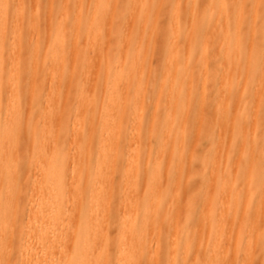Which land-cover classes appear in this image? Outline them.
Segmentation results:
<instances>
[{
    "label": "bare ground",
    "instance_id": "6f19581e",
    "mask_svg": "<svg viewBox=\"0 0 264 264\" xmlns=\"http://www.w3.org/2000/svg\"><path fill=\"white\" fill-rule=\"evenodd\" d=\"M69 1L0 0V264H264V0Z\"/></svg>",
    "mask_w": 264,
    "mask_h": 264
},
{
    "label": "rangeland",
    "instance_id": "374dc122",
    "mask_svg": "<svg viewBox=\"0 0 264 264\" xmlns=\"http://www.w3.org/2000/svg\"><path fill=\"white\" fill-rule=\"evenodd\" d=\"M86 2H88L89 0H85ZM70 6H75V2L74 0H70ZM57 18V15H54L52 16V19H56ZM45 26V25H43ZM260 35H263L264 34V28L263 27H260ZM261 37V36H260ZM213 51H211L210 53H212ZM213 54V53H212ZM218 56L221 57L222 54H219L218 53ZM157 84V79H154V78H150L148 79L147 81V85L149 88L151 89H154L155 85ZM47 91L46 89H44L42 91V95L43 97L40 99L39 97H35L33 100H32V103L30 105H28V107L26 108V110L28 109L29 111L31 110H35L38 108L39 105L43 104V101H44V98L47 94ZM80 89H79V86H76L73 90H72V93L76 95H78ZM132 92H129L127 95H128V98H130V96H132L131 94ZM211 96V95H210ZM166 99L167 97L166 96H163V99H162V102H166ZM106 104V101L104 98H101L98 100V103H97V107H96V118H95V121H94V126L97 127V135H96V139L92 145V148H95L97 149V147L99 146V139H100V128H101V124H102V111H103V107L105 106ZM214 103L212 101H210V104H209V108H215L214 106ZM132 106L131 104L129 105L128 107V110H127V113H126V116L124 118V123H123V126H122V139L120 140V144L118 146V156H117V161H116V179H115V182H114V195L116 194H119L121 192V190L123 189V184L120 183V181H122L120 179V173L122 172V170H124L126 164H127V158H128V154L130 152L129 150V146H130V139L128 137V133H129V130L131 128V120H132ZM153 114V108L151 107V105L148 104V102L146 101V103H144V118H143V121H142V133H141V137H140V143H141V146L144 147L142 144H143V139H145V134H146V128L151 126V123H152V128L153 130L158 127V122H153L152 121V116ZM151 122V123H150ZM35 134V133H33ZM32 136L33 135H30L29 136V139L31 140L32 139ZM34 140L37 139V137L33 136ZM33 140V141H34ZM65 143H66V146H69L71 145V139L70 137H66L65 138ZM89 147H87V145L83 144L81 145L80 147V152L81 151H84V150H87ZM67 159V157H66ZM138 163H139V168H140V176H139V181H138V184L145 189L144 193L145 195L147 196L148 195V192H147V175H146V167L144 166V160H143V157L142 156H139V159H138ZM167 182H165V190L166 191H169L170 188H169V184H171V181L172 180H166ZM63 182L66 184V186L68 185V180L67 178H65L63 180ZM27 189H31L32 190V186L31 185H28L27 184ZM68 189V188H67ZM198 190V184L196 182H194L193 184H185L183 183L182 187H181V192H180V197H181V207H182V211L184 212V215L185 216H188L190 215L192 212H193V209L192 207H190L188 204H185V200H184V194H187V193H193L195 191ZM121 194V193H120ZM117 198H112V202H111V207L116 209V200ZM196 206H199L200 205V200L197 199L196 202H195ZM64 207L66 210H68V200L65 199L64 201ZM80 210H76L75 211V215H77L78 213L79 214H82V212L85 211V204L84 202L82 203L81 207L79 208ZM136 226H139L141 221H142V216H143V206L141 203L138 204L137 208H136ZM118 221H117V225H120V224H124V221H123V218L121 216V213H119L118 215ZM109 230L110 232L114 230V228L110 225L109 226ZM181 233H184L185 232V226L183 225L180 229ZM79 245L80 242L78 243H75L74 244V249H73V253L75 252L76 248L80 247ZM116 249L115 247L114 248H111L110 249V252H109V257H108V263L107 264H115V258H116Z\"/></svg>",
    "mask_w": 264,
    "mask_h": 264
}]
</instances>
